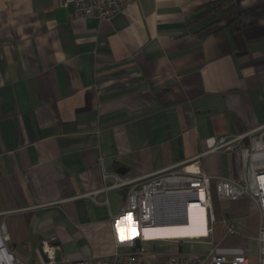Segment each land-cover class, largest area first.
Instances as JSON below:
<instances>
[{
	"label": "crops",
	"instance_id": "1",
	"mask_svg": "<svg viewBox=\"0 0 264 264\" xmlns=\"http://www.w3.org/2000/svg\"><path fill=\"white\" fill-rule=\"evenodd\" d=\"M222 1L140 0L80 20L57 0H0V224L17 257L43 262L45 244L61 260L110 256L127 206V186L105 189L117 181L185 170L242 180L241 153L214 148L264 127V0H232L246 11L236 29L214 24L208 8ZM214 209L194 236L146 228L127 251L143 264L255 255L256 204L215 198ZM160 211L161 225L184 219Z\"/></svg>",
	"mask_w": 264,
	"mask_h": 264
},
{
	"label": "built area",
	"instance_id": "2",
	"mask_svg": "<svg viewBox=\"0 0 264 264\" xmlns=\"http://www.w3.org/2000/svg\"><path fill=\"white\" fill-rule=\"evenodd\" d=\"M140 0H57V5L74 8L73 17L84 20L90 17L110 20ZM215 151L241 153L244 163L242 180L211 177L200 171L185 170L155 174L149 178L125 182L117 181L113 186H127V206L113 219L116 245L114 252L107 258L61 260L48 245H44L45 261L33 264H143L129 249L145 239L144 229L161 225L158 214L174 207L183 210L187 204L205 205L206 219L215 222L214 199L235 202L241 198L252 200L260 214L258 233L259 249L255 255L243 253L231 256L211 251L202 256H169L160 264H264V127L258 132H247L234 138L219 139ZM105 175V180L108 179ZM115 177V176H113ZM175 212V211H174ZM165 213V212H164ZM166 214V213H165ZM163 226V225H162ZM237 233L235 224L227 222V235ZM9 236L4 223L0 224V264H28L17 257L6 242Z\"/></svg>",
	"mask_w": 264,
	"mask_h": 264
},
{
	"label": "bare ground",
	"instance_id": "3",
	"mask_svg": "<svg viewBox=\"0 0 264 264\" xmlns=\"http://www.w3.org/2000/svg\"><path fill=\"white\" fill-rule=\"evenodd\" d=\"M205 205L200 203L188 206L189 222L186 224L158 225L153 228L147 227L149 235L156 237H174V236H194L198 232L205 230L204 223ZM206 216V214H205ZM207 220V219H206ZM145 231V229H144ZM144 233V232H143Z\"/></svg>",
	"mask_w": 264,
	"mask_h": 264
},
{
	"label": "trees",
	"instance_id": "4",
	"mask_svg": "<svg viewBox=\"0 0 264 264\" xmlns=\"http://www.w3.org/2000/svg\"><path fill=\"white\" fill-rule=\"evenodd\" d=\"M208 12L215 13L218 16V21L214 22V24L227 21L235 29L240 26L241 18L246 14V11L239 9L232 0L211 4Z\"/></svg>",
	"mask_w": 264,
	"mask_h": 264
},
{
	"label": "water",
	"instance_id": "5",
	"mask_svg": "<svg viewBox=\"0 0 264 264\" xmlns=\"http://www.w3.org/2000/svg\"><path fill=\"white\" fill-rule=\"evenodd\" d=\"M121 174H123V172L121 171L120 172ZM183 214H184V219L182 220V221H178V222H176V223H174V224H179V225H181V224H186V223H188L189 222V216H188V210H187V204L185 203L184 204V206H183ZM59 257V254L57 255V258Z\"/></svg>",
	"mask_w": 264,
	"mask_h": 264
},
{
	"label": "rangeland",
	"instance_id": "6",
	"mask_svg": "<svg viewBox=\"0 0 264 264\" xmlns=\"http://www.w3.org/2000/svg\"><path fill=\"white\" fill-rule=\"evenodd\" d=\"M164 212H165L166 214H170V213L174 212V210H170V209L168 208V209H166Z\"/></svg>",
	"mask_w": 264,
	"mask_h": 264
}]
</instances>
